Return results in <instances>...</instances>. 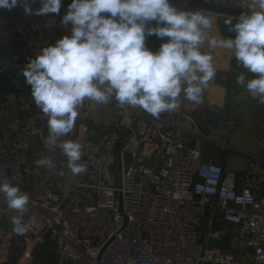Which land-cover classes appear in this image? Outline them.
<instances>
[{
    "label": "built area",
    "instance_id": "obj_1",
    "mask_svg": "<svg viewBox=\"0 0 264 264\" xmlns=\"http://www.w3.org/2000/svg\"><path fill=\"white\" fill-rule=\"evenodd\" d=\"M208 2L243 12L250 10V0ZM67 10L61 8L59 14L41 15L16 25L6 39L38 47L55 43L69 33L61 24ZM13 68L16 66L12 62L0 63V69L10 73L11 86L17 87L16 77L22 69ZM186 102L181 93L180 107L162 113L161 118L125 106L127 111L159 124L155 130L157 142L149 155L159 166L130 163L122 168L120 186L109 173L115 163L118 136L87 131L80 160L86 171L73 174L67 161L63 162L65 171L53 175L60 186L40 187L37 177L42 169L36 162L48 157L54 164V155L61 149L47 144L42 131L33 125H12L9 149L0 152V179L6 177L29 197L22 219L26 225L22 234L25 245L30 249L34 239L46 236L65 264H264V174L237 190L233 174L202 160L201 145H189L184 138L187 130L183 123L193 122L183 113ZM77 111L75 121L88 124V103L84 101ZM71 131L72 137L76 130ZM123 132L126 136L120 147L121 161L125 155L136 153L139 145L138 135L129 124ZM36 141L42 147L34 152ZM256 192L261 193L260 199L255 197ZM5 205L0 194V207L5 210ZM204 209L233 227L234 248L248 253V260L238 261L234 254L212 245L223 231L214 229L211 222L206 232L200 227Z\"/></svg>",
    "mask_w": 264,
    "mask_h": 264
},
{
    "label": "clouds",
    "instance_id": "obj_2",
    "mask_svg": "<svg viewBox=\"0 0 264 264\" xmlns=\"http://www.w3.org/2000/svg\"><path fill=\"white\" fill-rule=\"evenodd\" d=\"M34 2L0 0V9L20 6L25 15H48L59 14L62 6V0H39L41 6L33 9ZM211 23L202 11L178 9L170 0H71L61 20L69 34L42 48L22 72L36 106L48 118L45 142L62 150L73 174L86 171L81 145L60 138L74 127L84 101L107 104L114 98L121 107L139 108L154 118L176 111L181 93L198 103L202 86L215 75L212 56L201 50L205 42L211 49L230 50L256 74L247 79L241 73L237 83L264 104V0H250L248 12L225 20L232 37H209ZM150 36L162 40L156 51L146 47ZM36 163L53 166L48 157ZM0 194L8 208L21 214L12 223L23 234L28 195L6 177L0 179Z\"/></svg>",
    "mask_w": 264,
    "mask_h": 264
},
{
    "label": "crops",
    "instance_id": "obj_3",
    "mask_svg": "<svg viewBox=\"0 0 264 264\" xmlns=\"http://www.w3.org/2000/svg\"><path fill=\"white\" fill-rule=\"evenodd\" d=\"M170 2L178 9L202 11L208 16L212 22L211 27L206 30L209 37L234 36V33L229 32V26L225 24V20L229 17L238 18L244 13L237 9L210 4L208 0H171ZM70 3L71 0H62L61 8L68 9ZM40 6L39 0L31 4L33 9H38ZM13 11H17V20L13 17ZM39 16L41 15H25L20 6L12 10L0 9V63L12 62L16 66L13 69L16 70L19 67L22 69L16 77L17 87L11 86L13 80L9 77L10 73L0 69V152L9 149L8 139L11 136V127L16 122L33 125L40 129L45 137L49 135L48 118L36 106L30 86L26 84L22 72L29 60L39 55L40 50L46 46L38 47L21 41L17 42L12 38L6 39L8 31L16 25L35 20ZM235 22L236 20L233 19V24ZM151 24L154 26L155 22ZM161 43L162 40L156 36L147 37L145 41L146 47L152 51L158 50ZM49 44L53 43L49 42ZM201 50L212 56L215 75L202 86L200 102L183 103V113L193 119L192 123H183V127L187 130L184 138L189 145L195 143L201 145L202 160L219 165L224 172L233 174L236 179V188L240 190L250 186L258 175L264 174V104L254 100L245 88L237 83V77L241 73L245 74L247 79L255 78L256 74L248 72L240 65L228 49H211L205 42ZM85 101L89 105L91 117L87 121L88 124L83 125L75 121L72 129L76 130L79 138L75 135L76 133H73L75 138L71 137L72 131H70L62 136L60 141L77 139L83 151L86 148V140L83 137L87 131L90 130L99 136L107 131L119 138L120 133L129 124L138 135L139 145L136 153L123 157L121 168L133 162L150 167L159 166L149 159L150 152L157 142L155 130L159 124L139 117L135 112L127 111L125 106L121 107L114 98L107 104ZM134 110L150 115L139 108ZM161 116L162 114L158 118ZM41 144L40 141L35 142L34 152L41 149ZM54 158L55 163L51 168L41 167L42 171L37 177L38 186L51 188L60 186L53 175H57L62 170L65 171L63 162L67 161V157L62 150H59ZM114 165H112L113 176L118 185L116 158ZM256 193L260 199L261 193ZM4 207L5 210L0 207V213L3 215L0 219V264H65L59 259L54 244L46 236L34 239L29 249L24 243L22 234L13 230V217L21 214L6 205ZM23 217L24 213L21 219ZM210 222L214 229L223 231L219 241L213 242L212 245L218 250L234 254L238 261L248 260V253L238 252L234 248L233 227L223 222L218 214L204 209L199 225L206 232Z\"/></svg>",
    "mask_w": 264,
    "mask_h": 264
},
{
    "label": "water",
    "instance_id": "obj_4",
    "mask_svg": "<svg viewBox=\"0 0 264 264\" xmlns=\"http://www.w3.org/2000/svg\"><path fill=\"white\" fill-rule=\"evenodd\" d=\"M13 17L14 19H18V14H17V11H13ZM126 136V133L125 132H121L120 133V136L117 140V143H116V148H115V154H116V160H117V163H118V186L121 185V173H122V168H121V150H120V147H121V143H122V140L123 138ZM255 197L258 198V194L256 193L255 194ZM119 210L121 211V197L119 195ZM3 218V215L0 213V219Z\"/></svg>",
    "mask_w": 264,
    "mask_h": 264
},
{
    "label": "rangeland",
    "instance_id": "obj_5",
    "mask_svg": "<svg viewBox=\"0 0 264 264\" xmlns=\"http://www.w3.org/2000/svg\"><path fill=\"white\" fill-rule=\"evenodd\" d=\"M92 140H94V139L92 138ZM113 167L115 169V165ZM113 167L109 170V173L111 174V176H113Z\"/></svg>",
    "mask_w": 264,
    "mask_h": 264
},
{
    "label": "trees",
    "instance_id": "obj_6",
    "mask_svg": "<svg viewBox=\"0 0 264 264\" xmlns=\"http://www.w3.org/2000/svg\"><path fill=\"white\" fill-rule=\"evenodd\" d=\"M123 141V140H122ZM122 144V143H121Z\"/></svg>",
    "mask_w": 264,
    "mask_h": 264
}]
</instances>
